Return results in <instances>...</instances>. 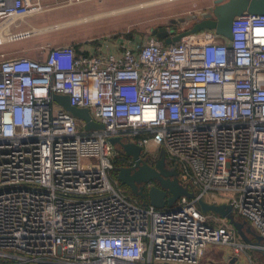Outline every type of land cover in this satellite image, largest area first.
<instances>
[{"label":"built area","instance_id":"2783aa9c","mask_svg":"<svg viewBox=\"0 0 264 264\" xmlns=\"http://www.w3.org/2000/svg\"><path fill=\"white\" fill-rule=\"evenodd\" d=\"M86 1L97 0H67ZM61 6L0 0V47ZM40 52L0 54V264H217L213 248L231 264H264L263 15L236 17L230 40L203 30L169 45L105 37ZM53 94L104 130L85 131ZM114 137L153 165L163 150L195 198L163 210L131 199L111 178ZM205 196L223 198L262 241L214 225L197 205Z\"/></svg>","mask_w":264,"mask_h":264},{"label":"rangeland","instance_id":"374dc122","mask_svg":"<svg viewBox=\"0 0 264 264\" xmlns=\"http://www.w3.org/2000/svg\"><path fill=\"white\" fill-rule=\"evenodd\" d=\"M60 1L62 3L60 8L27 19L30 26L40 28L38 29L39 33L7 43L0 47V54L4 53L6 57H13L22 53L23 50H29L30 56H35L40 49L46 48L47 45L51 47L74 46L105 37L128 38V36H132L144 42L151 37V31L154 28H170L172 21L190 16L195 10H199L200 15L205 16L207 13L203 6L205 3H209V0H97L71 4L67 0ZM127 8L130 10L90 18ZM85 18L90 19L57 28L60 24L78 22ZM191 25L192 22L179 26L177 33L189 29ZM29 28V26L24 25L21 29ZM146 161L153 166L149 160ZM186 189L194 193L188 188ZM122 190L125 192L123 188ZM204 200L215 201L216 203L224 201L221 197L208 199L206 196ZM214 220L215 223L219 222L216 216H214ZM222 221H220L221 225L225 224L234 231L238 242L260 243L255 239V236H260L256 234L251 224L240 218L236 212L232 211L230 219H223ZM230 221H233L237 228L232 226ZM226 253L227 251L224 249L213 248L207 253V258L212 257L217 260Z\"/></svg>","mask_w":264,"mask_h":264},{"label":"water","instance_id":"95a60500","mask_svg":"<svg viewBox=\"0 0 264 264\" xmlns=\"http://www.w3.org/2000/svg\"><path fill=\"white\" fill-rule=\"evenodd\" d=\"M204 11L207 13L205 16H201L200 11L195 10L190 16L171 22L175 26L193 22L192 26L185 31L177 33L174 28L169 30L165 27L154 28L151 36L169 45L188 34L209 30L230 40L233 20L244 13L264 16V0H213L210 6L204 8ZM30 35L28 34L27 37ZM52 101L83 122L85 131L104 130L102 125L92 120L87 109L72 107L67 96L53 94ZM109 143L119 155L128 160L125 166L113 170L116 181L120 186H125L134 197L141 199L144 206L149 205L157 210H163L171 208L180 198H195L194 193L180 185L175 168L167 169L163 150H160L159 159L151 166L142 157L141 147L124 142L119 137L110 138ZM197 205L202 214H213L222 219H230L232 213L231 206L223 202L209 203L199 198ZM232 222L230 221V224L237 228ZM255 239L261 242L260 237L255 236ZM245 243L255 245L250 242ZM253 250L257 251L255 248Z\"/></svg>","mask_w":264,"mask_h":264},{"label":"crops","instance_id":"0c3cea01","mask_svg":"<svg viewBox=\"0 0 264 264\" xmlns=\"http://www.w3.org/2000/svg\"><path fill=\"white\" fill-rule=\"evenodd\" d=\"M212 1L213 0H209V3L207 2V3H205L204 4V6H203V8H205L206 6H210V4L212 3ZM84 44V43H83ZM83 44H79V45H77L76 44V46H77V48L76 49H80L82 46H83ZM30 54H31V52L29 51V50H23L22 51V53H19V55H26V56H28V57H30V58H32V59H39V58H41V57H43V55H42V53L40 52V50H39V53L37 54V55H35V56H30ZM208 199H211V196H208ZM206 202H208V201H206ZM209 203H210V201H209ZM211 203H214V202H211ZM220 203V202H219ZM209 215H213V214H209ZM214 216H216V215H213V217ZM219 220V222L218 223H216L217 225H221L220 224V221H222L223 219L222 218H220L219 216H216ZM222 222H224V221H222ZM225 225V224H224ZM255 252V254L257 253L256 251H254ZM256 256H257V258H259V257H261L260 255H259V253L258 254H256ZM212 259V262L214 261L215 263H217V264H224V261H225V264H231L232 262L231 261H229V260H224V256L221 258H217V260H214L213 258H211Z\"/></svg>","mask_w":264,"mask_h":264},{"label":"trees","instance_id":"16d2710c","mask_svg":"<svg viewBox=\"0 0 264 264\" xmlns=\"http://www.w3.org/2000/svg\"><path fill=\"white\" fill-rule=\"evenodd\" d=\"M128 38H132V36H130V37L128 36ZM74 48H77V46L74 45ZM125 160H126L125 157H123V156H121V155H118V156L114 159V161H113V170L116 169V168H118V167H121V166L123 165V162H124ZM113 170L111 171V178L115 179V174H114ZM118 186H119L120 188H122V187L120 186L119 183H118ZM126 193H127V195H128L131 199H133V200L139 202V204L143 205V201H142L141 199H139V198H137V197H134L130 192H126ZM194 195H195V193H194ZM143 206H144V205H143ZM214 225H217V224L214 223Z\"/></svg>","mask_w":264,"mask_h":264},{"label":"bare ground","instance_id":"6f19581e","mask_svg":"<svg viewBox=\"0 0 264 264\" xmlns=\"http://www.w3.org/2000/svg\"><path fill=\"white\" fill-rule=\"evenodd\" d=\"M159 1H166V0H159ZM167 1H169V0H167ZM171 1V0H170ZM131 8V7H130ZM127 10H130L129 8H127V9H124V10H117V11H113V12H110V13H107V14H101V15H97V16H93V17H90V18H98V17H100V16H107V15H113V14H115V13H119V12H123V11H127ZM90 18H85V19H81V21H78V22H68V23H64V24H60V25H58L57 26V28H59V27H66V26H69V25H71V24H76V23H81V22H83V20H87V19H90ZM45 28H47V27H45ZM43 29V28H42ZM33 32V34H36V33H39L40 31L39 30H34V31H32ZM33 34H31V35H33Z\"/></svg>","mask_w":264,"mask_h":264},{"label":"flooded vegetation","instance_id":"af4514ba","mask_svg":"<svg viewBox=\"0 0 264 264\" xmlns=\"http://www.w3.org/2000/svg\"><path fill=\"white\" fill-rule=\"evenodd\" d=\"M187 23H190V22H187ZM187 23H186V24H187ZM192 24H193V22H192ZM184 25H185V24H184ZM179 26L181 27V25H179ZM179 26L170 25V28H167V29L174 28L175 31L177 32V31H178L177 28H178ZM191 26H192V25H191ZM191 26H190V27H191ZM159 28H161V27H159ZM159 28H157V29H159ZM185 30H187V29H185ZM185 30H182V31H185ZM182 31H181V32H182ZM127 161H128V160H125V162H127ZM121 187H122L126 192H129V190H128L125 186H121Z\"/></svg>","mask_w":264,"mask_h":264}]
</instances>
